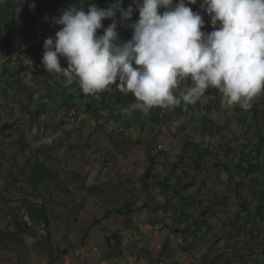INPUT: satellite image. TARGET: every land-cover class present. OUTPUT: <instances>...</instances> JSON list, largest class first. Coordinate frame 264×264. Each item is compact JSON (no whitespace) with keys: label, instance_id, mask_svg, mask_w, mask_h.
<instances>
[{"label":"crops","instance_id":"0c3cea01","mask_svg":"<svg viewBox=\"0 0 264 264\" xmlns=\"http://www.w3.org/2000/svg\"><path fill=\"white\" fill-rule=\"evenodd\" d=\"M75 1L84 10L97 2ZM104 2L108 7L115 0ZM202 2L195 6L205 21L201 30L208 33L213 28ZM130 4L123 0L122 7ZM43 51L28 75L17 71L9 84H0V200L20 199L21 208L28 207L25 222L33 232L24 242L34 245L31 236L47 219L51 244L45 238L35 246L69 249L54 263L47 255L45 264L75 258L74 250L82 253L76 264H192L194 257L207 264L224 242L228 248L242 246L236 238L221 240L226 232L258 230L260 223L240 202L264 184L261 153L230 131L237 128L230 115L243 123L246 114L245 123L264 134L263 115L249 117L259 96L245 110L227 105L218 89L209 88L195 104L143 114L131 108L137 102L133 94L115 85L95 95L83 93L77 81L66 85L63 74L43 68ZM60 63L67 68L66 58ZM11 91L19 96L13 108ZM225 116L231 129L218 131ZM183 225L195 239L187 255L178 245ZM216 238L220 244L212 245ZM260 240L258 235L252 245Z\"/></svg>","mask_w":264,"mask_h":264},{"label":"clouds","instance_id":"9594fccd","mask_svg":"<svg viewBox=\"0 0 264 264\" xmlns=\"http://www.w3.org/2000/svg\"><path fill=\"white\" fill-rule=\"evenodd\" d=\"M71 1L73 6L46 26L40 35L45 41L39 42L35 58H28L29 64L20 71L28 75L42 49L43 68L63 74L66 85L77 81L89 95L111 91L115 85L116 90L133 94L137 102L131 108L143 114L156 107L195 104L209 88L218 89L227 105L247 110L264 91V0H203L201 8L213 28L208 33L201 30L205 21L195 6L197 0L175 4L132 0L127 9L123 0L108 7L97 0L87 10ZM105 19L112 20L106 28ZM116 19L122 24V37ZM20 38L11 50L29 39ZM61 57L66 58L67 68L61 66ZM11 92L8 106L13 108L18 100L17 92Z\"/></svg>","mask_w":264,"mask_h":264},{"label":"trees","instance_id":"16d2710c","mask_svg":"<svg viewBox=\"0 0 264 264\" xmlns=\"http://www.w3.org/2000/svg\"><path fill=\"white\" fill-rule=\"evenodd\" d=\"M72 3L73 2L71 0H3V2L0 3V55H3L5 52H8L11 50L12 46L14 45V42L17 41L16 39L17 37L20 38L21 36H24V35L27 36L29 39H34L35 37H39L41 34L44 33L46 26L50 23H53V17L58 16L62 10L72 7L73 6ZM33 4L35 5L34 8L31 7ZM18 34H20L21 36H18ZM253 107H254L253 112L255 116L258 117L260 114H262L264 118V106L261 107L259 103L255 102V100L253 99ZM253 133L254 134L257 133L256 134L257 140L259 143L262 144L264 142V135L262 134V132H260L259 130V132H253ZM255 148L256 149L258 148L257 149L258 153H261L260 160L261 159L263 160V162H261L262 163L261 176L264 177V157H262V155L264 156V153H262L264 148L263 146L260 148L256 146ZM238 193L240 194L241 191H239ZM240 204L242 205L241 208H244L245 211H249V216L252 217V220L254 222L255 220H257L259 223L262 224V226L260 225L257 226L258 230L256 232L259 236L262 235L263 238L258 243H256V245L254 246L255 247L254 249H259V251H261L260 258L256 264H264V234H263L264 232V196L260 194L259 192H254L250 200H247L246 198L242 199ZM249 205H252V206H249ZM247 206H248V209H246ZM209 210L210 208L208 207L205 209V212ZM233 220H235L233 224L236 223L237 226H242L241 218L240 219L234 218ZM47 222L49 221L47 219H44V222L41 224V227L44 223L46 224V230H47L46 241L50 240L52 237L50 230H49V225ZM15 227H17L19 234L22 236L24 235L27 236V234L32 229L30 228L29 230L28 228L29 225L27 223L24 226L18 220H15ZM180 230H182V228H180ZM241 231H242V227L240 228L239 232H233V230L230 231L229 233L226 232L224 236H222L221 240L223 239L229 240L231 238L239 237L238 234ZM256 232H254L253 235H255ZM178 233L181 234L180 238H190V240H192V244L195 243L194 235H192V232H190V230H184V231L182 230V231H179ZM22 236H20V242H23ZM114 236L118 237L117 234ZM14 237L18 238V236H14ZM32 237L36 238L37 233L32 234ZM224 243H225L224 246L220 248L230 249L227 247V244H229V242H224ZM216 244H220L217 238L212 243V245H216ZM34 245H37V244H34ZM178 245L180 246V248L185 249L184 251H185V254L187 255L191 246L190 245L181 246L180 244ZM234 250H237V248H235ZM75 251L76 250H74V252ZM67 257H70V256H67ZM244 257H245V260L241 261L243 264H246L247 261L253 264L252 261L254 259H252V257L249 258L245 255ZM65 259L62 261V264L65 263L64 262Z\"/></svg>","mask_w":264,"mask_h":264},{"label":"rangeland","instance_id":"374dc122","mask_svg":"<svg viewBox=\"0 0 264 264\" xmlns=\"http://www.w3.org/2000/svg\"><path fill=\"white\" fill-rule=\"evenodd\" d=\"M161 11H164V9H161ZM16 39L19 40L21 38L17 37ZM257 96H259V102H258L259 105L263 107L264 100L263 99L261 100V98L264 96H262L261 94ZM215 105H217L218 106L217 108H219L218 103H216ZM235 117H236L235 113L232 112L230 115L231 123L234 124L235 122V124L237 125V128L236 130H230V131L239 132L241 135V138L239 139L240 140L243 139L244 142L249 141L248 143L250 144V146L254 148L256 146H258L259 148L263 146L264 148V142L262 144L259 143L257 140V135H256L257 133L256 134L253 133V132H259V130H256L254 128L251 129L250 123H245V119L248 116L246 114L242 115L243 119L241 120L243 121V123L239 122L241 116L239 118L236 117L239 120H237ZM249 117L257 119L254 112L253 114H249ZM225 119H227V116H225L224 118V123H221V125L219 126L216 125L218 131H222V129L224 128L231 129L228 121H226ZM57 124H58V121H57ZM165 127H166V123L164 124L163 129H164V132H167ZM244 144H247V143H244ZM262 153H264V150ZM262 157L264 156L262 155ZM261 162H263L262 159H261ZM256 190L257 189H253L252 193H254ZM258 190H260L259 193L264 196V184L262 185V188L260 189L258 188ZM19 204H21L20 199L13 198V201L12 199H10V201H6L4 203L1 202L0 200V222H1L0 224V264H45L47 255H49V258L50 260H52V263H54L56 256H58L57 260L58 259L61 260L62 257L64 256V253L62 252L68 251L69 249L62 251L61 249L54 248L52 245H51L52 247L49 246L48 248H46V246H41L42 244L35 246L31 243V241L30 242H24V241L20 242V236L22 235L19 234L17 227H15V220H18L25 226V224L27 223L25 222V215L27 214L25 212H28V207L25 206L21 208V206L23 205H19ZM260 226H262L261 223H260ZM28 228L30 230L31 226L29 225ZM83 231L85 234H87L90 231L89 226L84 227ZM28 234L31 235L30 232ZM103 235H108V233L105 232L103 233ZM110 235H113V234H110ZM238 235H239V238L235 237L237 240L235 241V243H237L238 241L240 242L243 241V244L240 248L236 247L237 250H234L235 249L234 246L233 248L231 246L230 249L225 248V249L220 250L219 248V250H215L212 252L213 253L212 255L214 256L213 261L210 260L212 259V257L209 255V258L207 257L206 263L207 264H243L241 261L245 260V257H244L245 255L249 258L252 257V259H254L252 261L253 264H256L261 254V251H259V249H254L255 247L254 245H252V243L255 242L258 238L257 232L255 233V235H253V233H250L247 235L246 233H243L241 231ZM243 235L246 236L244 237V239H242ZM14 236H18V238ZM251 236H254V238H252ZM22 237H25V236H22ZM32 238L34 242L35 238L34 237ZM259 238L262 239L263 236L261 235L259 236ZM46 243L51 244V239L47 240ZM54 245H56V242H54ZM11 260L13 262H11ZM198 260L202 262L200 259ZM192 264H195L194 260H192ZM246 264H252V263H249V261H247Z\"/></svg>","mask_w":264,"mask_h":264},{"label":"built area","instance_id":"2783aa9c","mask_svg":"<svg viewBox=\"0 0 264 264\" xmlns=\"http://www.w3.org/2000/svg\"><path fill=\"white\" fill-rule=\"evenodd\" d=\"M117 20V19H116ZM118 22V34L120 37H122V32H121V26L122 24L120 23L119 20ZM104 28H106L109 24L112 23L111 19H105L103 22ZM131 24V23H129ZM61 26H58V30L60 29ZM57 26L55 27V29ZM46 39L45 36H40L37 39L34 40H29L25 39L22 41H19L16 43V45L13 47V49L5 53L3 55H0V81L3 84L8 83L11 78L13 77V74L16 71H20L21 68L27 66L29 64L28 58L30 60H33L35 58L36 52L38 50V44L39 42H44ZM25 81V80H24ZM10 96L13 97L14 94L13 92H10ZM13 104H11L12 106ZM160 149L162 148L161 146L159 147ZM182 230H188L186 229V226H182ZM40 232L37 234V237L34 239L35 244H39L43 239L46 238L47 235V230H46V224L44 223L39 230ZM178 244L181 246H186L190 245L192 246V240L190 238H180L178 240ZM82 256L81 251L76 250L75 252V258H70L69 260H66L64 264H76L79 263L80 258ZM195 261V264H203L198 260V258H193Z\"/></svg>","mask_w":264,"mask_h":264},{"label":"bare ground","instance_id":"6f19581e","mask_svg":"<svg viewBox=\"0 0 264 264\" xmlns=\"http://www.w3.org/2000/svg\"><path fill=\"white\" fill-rule=\"evenodd\" d=\"M184 231V230H183ZM191 232V231H190ZM185 250V249H184Z\"/></svg>","mask_w":264,"mask_h":264}]
</instances>
